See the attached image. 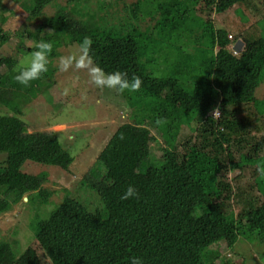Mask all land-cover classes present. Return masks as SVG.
<instances>
[{"label": "trees", "instance_id": "16d2710c", "mask_svg": "<svg viewBox=\"0 0 264 264\" xmlns=\"http://www.w3.org/2000/svg\"><path fill=\"white\" fill-rule=\"evenodd\" d=\"M69 1L51 15L45 9L53 0L24 3L30 20L43 22L37 31L17 32L34 44L24 48L20 43L22 58L7 75L10 79L0 76V102L32 87L22 90L15 77L30 62L21 59H31L41 41L52 44L48 71L38 79L42 82L51 81L56 69L51 59L59 58L62 47L82 48L88 40L93 66L105 73L125 72L129 80L137 76L142 84L139 91L109 93L126 113L124 119L132 120L119 127L91 170L94 183L85 185L92 196L68 194L31 225L50 264H131L135 257L144 264H233L226 254L212 256V247L225 242L233 251L246 237L264 243V128L258 124L264 120V98L255 96L264 79V27L257 35L242 34L244 48L235 54L227 30L203 13V4L224 13L246 0ZM5 4L0 0V12ZM4 19L0 14V45L10 39ZM9 57L15 55L0 57L1 63ZM24 97L8 107L21 113L30 99ZM250 104L257 116L240 117ZM149 125L162 135L159 159H152ZM183 126L196 133L184 142L179 139ZM253 128L261 134L252 133ZM235 150L241 151L238 161ZM0 153L6 154L0 160V215L24 197L33 204L48 203L47 173L24 172L26 161L64 168L74 161L56 132H28L17 114L0 115ZM248 164L256 166L255 187L263 200L246 198L236 215L226 211L235 188L224 171L243 172ZM130 185L138 195L121 199ZM29 250L18 256L0 239V264H42L39 255L29 258Z\"/></svg>", "mask_w": 264, "mask_h": 264}, {"label": "rangeland", "instance_id": "374dc122", "mask_svg": "<svg viewBox=\"0 0 264 264\" xmlns=\"http://www.w3.org/2000/svg\"><path fill=\"white\" fill-rule=\"evenodd\" d=\"M5 1V8L2 6L0 14L5 17L2 24L4 30L10 35V39L7 43L0 45V57L8 55H15V57H9L3 63L0 61V76L10 79L7 75L12 69L15 70V66L18 65L17 62L22 58V51L17 55L19 44L22 43L24 48L34 44L33 39L30 38L22 41L17 32L30 27L37 31L43 20L29 19V13L23 7L28 0ZM69 4V0H53L52 4L46 7L45 13L51 15L57 11L59 6ZM203 7L206 8L203 12L206 18L213 20L216 27L227 30L231 40L229 49L232 52L237 51L239 53L243 50L245 44L242 40V34L254 33L257 35L259 32L261 33L262 26L264 27V22L261 25L264 18V0H246L229 8L224 13H217L210 7H205V4ZM237 8L243 11L247 19L242 17ZM59 52V58L73 56L78 60L82 56L81 48L78 46L73 48L64 46ZM59 58L51 59L52 62H56L52 66L56 69L50 78L51 81L34 80L30 84L32 87L22 96L19 95L20 92L18 93L19 99L16 95L13 100L10 99L11 97H7L6 99L10 101L3 103L5 105L0 102V115H19L25 121L28 132H56L65 148L74 155L73 163L67 168L26 161L22 168L24 172L47 173L43 188L50 193L48 203L33 204L28 202L27 197H24L23 200L13 204L11 209L0 215V239L7 241L18 256L30 249L31 256L29 258L39 255L42 264H50V260L38 246L31 225L39 217H47L49 212L68 194L78 197L92 196V190L85 185V182L94 183L91 170L96 167L98 157L106 149V144L115 138L119 127L132 120V117L124 119L126 113L124 114L121 109L119 110V107L116 106L118 101L114 102V97L109 96V93L114 91L113 89L97 87L92 82L88 69L77 68L75 63L67 71H61ZM29 60L21 59L22 62ZM163 66L165 68V65ZM7 89L10 90V88ZM22 90L27 89L23 87ZM24 96H30V99L27 104L22 106L21 113H16L9 108L16 103V100L20 101V98H25ZM255 96L257 99L264 98V79L258 86ZM105 105L109 107V110L103 109ZM250 105L242 107L240 117L249 116L250 113L253 114V118L257 116L255 107ZM215 114L218 115L219 112L216 111ZM262 123V128H264V120L258 124ZM197 124L195 121L194 127ZM149 127L151 133L147 136V141L155 157L151 158L159 159L162 135L154 125H149ZM263 132L264 129L261 133ZM252 133L261 134L254 128ZM188 135H196V133H192L188 126H183L179 137L180 141L184 142ZM234 152L235 161L240 160L241 151L236 152L235 150ZM5 156V153H0V160H3ZM223 160L228 164V157ZM255 169L254 164H248L243 172L230 168L224 171V176L235 188L234 197L225 202L227 212L234 210L236 215L239 214L247 203L246 198L254 196L263 200L255 187ZM0 197H3L1 187ZM34 249L35 255L32 251ZM217 253H219L218 255L226 254L233 264H264V243L256 241L252 243L247 237L238 241L233 251L228 248L225 242L215 244L212 247L211 255Z\"/></svg>", "mask_w": 264, "mask_h": 264}, {"label": "clouds", "instance_id": "9594fccd", "mask_svg": "<svg viewBox=\"0 0 264 264\" xmlns=\"http://www.w3.org/2000/svg\"><path fill=\"white\" fill-rule=\"evenodd\" d=\"M37 50L32 54L30 62L20 66L16 81L27 87L31 81L38 80L43 73L48 71V54L52 51V44L46 41H41L36 45ZM90 41L85 40L81 51L82 56L80 59H75L73 56H62L59 58V66L61 71H67L69 67L75 63V67L81 69H88L92 82L97 87H107L116 89L120 92L130 90L132 92L139 91L142 80L134 76L131 80L127 78V73L115 71L105 73V71L97 66H93L91 56H89ZM235 53V52H234ZM238 53V52H237ZM159 166V165H157ZM260 175L264 176V168L260 169ZM138 195L137 190L133 186H129L122 195L121 199L128 200ZM131 264H144L142 258L135 257L132 259Z\"/></svg>", "mask_w": 264, "mask_h": 264}, {"label": "built area", "instance_id": "2783aa9c", "mask_svg": "<svg viewBox=\"0 0 264 264\" xmlns=\"http://www.w3.org/2000/svg\"><path fill=\"white\" fill-rule=\"evenodd\" d=\"M235 53H237V51H235Z\"/></svg>", "mask_w": 264, "mask_h": 264}, {"label": "water", "instance_id": "95a60500", "mask_svg": "<svg viewBox=\"0 0 264 264\" xmlns=\"http://www.w3.org/2000/svg\"><path fill=\"white\" fill-rule=\"evenodd\" d=\"M26 198V197H25Z\"/></svg>", "mask_w": 264, "mask_h": 264}]
</instances>
